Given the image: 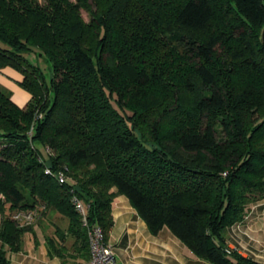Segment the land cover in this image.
<instances>
[{"label": "trees", "instance_id": "1", "mask_svg": "<svg viewBox=\"0 0 264 264\" xmlns=\"http://www.w3.org/2000/svg\"><path fill=\"white\" fill-rule=\"evenodd\" d=\"M3 67L30 96L0 86V264L33 232L7 209L62 214L48 253L88 261L72 194L105 241L124 195L197 257L261 264L226 229L264 197V0H0Z\"/></svg>", "mask_w": 264, "mask_h": 264}, {"label": "crops", "instance_id": "2", "mask_svg": "<svg viewBox=\"0 0 264 264\" xmlns=\"http://www.w3.org/2000/svg\"><path fill=\"white\" fill-rule=\"evenodd\" d=\"M16 76L21 79L20 74ZM23 105L22 102L21 106ZM49 216L43 219L42 224L36 221L33 224V232L27 231L22 235L19 250L7 252L11 264L87 263V260L73 251L74 239L70 235L65 236V253L62 256L48 253L46 238L56 237V223ZM112 216L113 226L106 241L113 247L114 259L116 252L121 255L120 264H212L194 255L167 227L161 228L157 234H152L124 195L115 198ZM67 224L68 221L59 227L65 229ZM226 240L231 249L264 264V197L251 204L241 221L226 229Z\"/></svg>", "mask_w": 264, "mask_h": 264}, {"label": "built area", "instance_id": "3", "mask_svg": "<svg viewBox=\"0 0 264 264\" xmlns=\"http://www.w3.org/2000/svg\"><path fill=\"white\" fill-rule=\"evenodd\" d=\"M38 116L40 117L41 114ZM46 150L49 151L48 148H46ZM45 171L47 173H52L49 167H46ZM56 175L60 183L66 181V176L62 171H58ZM70 201L80 215L81 223L86 229L89 245V259L86 264H116L113 256V247L105 241L102 228L97 224L88 222L87 204L75 194L71 195ZM12 216L19 224H28L32 221L34 212L20 211ZM230 250V247L226 248L227 252H230Z\"/></svg>", "mask_w": 264, "mask_h": 264}, {"label": "rangeland", "instance_id": "4", "mask_svg": "<svg viewBox=\"0 0 264 264\" xmlns=\"http://www.w3.org/2000/svg\"><path fill=\"white\" fill-rule=\"evenodd\" d=\"M81 14L85 20L89 19V15L84 9H81ZM26 57L31 62L39 64V66L43 69L46 78H50L51 72L49 68V63L43 57H39L33 52L27 53ZM16 74L19 75L20 73L11 67H6V69H2V70L0 69V86L4 89L9 90L12 93L13 101L19 106H21L22 102L23 104L27 102L29 96H28V92L20 86L19 84L20 79L16 76ZM6 212L13 218L12 215L17 212H20V210L7 209ZM56 213L58 216L54 215V212L50 214V216L48 215L50 218H53L52 221L56 223V226H63L64 224H66L67 218L58 212ZM0 220H1V213H0ZM36 221L37 218L34 216L31 222L35 223ZM115 262L117 264H120V262H122L121 255H119V253L117 252L115 253Z\"/></svg>", "mask_w": 264, "mask_h": 264}]
</instances>
